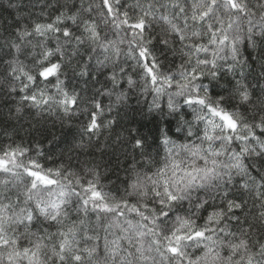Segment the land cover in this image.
<instances>
[{"label":"snow or ice","instance_id":"1","mask_svg":"<svg viewBox=\"0 0 264 264\" xmlns=\"http://www.w3.org/2000/svg\"><path fill=\"white\" fill-rule=\"evenodd\" d=\"M7 7L0 264H264V0Z\"/></svg>","mask_w":264,"mask_h":264},{"label":"trees","instance_id":"2","mask_svg":"<svg viewBox=\"0 0 264 264\" xmlns=\"http://www.w3.org/2000/svg\"><path fill=\"white\" fill-rule=\"evenodd\" d=\"M33 3H35V0H32ZM25 4L29 3V0H24ZM0 17H4V18H12V16L15 15V9L12 8H8L7 7V0H0ZM31 11L38 13L39 12V6L30 9ZM150 99V97H149ZM134 103V101H133ZM35 122V121H34ZM44 127L46 128H52L53 132L55 133V135L61 137V139L56 143L55 147L53 148V151L58 152L61 148H63L65 146V141L66 139H70L71 138V132L66 130V129H61L59 127V125H57L55 128L52 127V121L49 119L45 122H42ZM37 127H40V125H37ZM21 135L23 136L24 133H21ZM33 135H36V133H34ZM51 137H49L50 139ZM25 139H30L29 137L25 136ZM41 142L44 144L45 148L48 147L47 145V140L40 137ZM105 159H107V157H105ZM113 167H115V165L113 164ZM121 176H123V173H119ZM116 179V174L115 172H110L108 174V176L106 177V179L104 180V183H109V181H114Z\"/></svg>","mask_w":264,"mask_h":264}]
</instances>
